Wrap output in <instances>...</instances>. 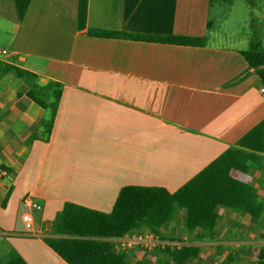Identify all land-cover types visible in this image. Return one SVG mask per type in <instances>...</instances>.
Segmentation results:
<instances>
[{
    "label": "crops",
    "instance_id": "1",
    "mask_svg": "<svg viewBox=\"0 0 264 264\" xmlns=\"http://www.w3.org/2000/svg\"><path fill=\"white\" fill-rule=\"evenodd\" d=\"M215 1L88 0L79 30L78 0H0V49L8 52L0 58V167L8 172L0 179V264L11 250L27 264H68L45 242L56 237L52 223L65 204L109 213L124 187L173 193L264 119V83L241 54L257 22L243 14L228 23ZM259 158L260 168L231 175L264 200ZM27 193L40 210L21 205ZM200 204L217 215L212 237L188 226L178 207L135 231L184 242L195 252L182 264H258L264 210L255 217ZM25 212L35 236L25 235ZM125 252L127 264L173 263L169 251Z\"/></svg>",
    "mask_w": 264,
    "mask_h": 264
},
{
    "label": "trees",
    "instance_id": "2",
    "mask_svg": "<svg viewBox=\"0 0 264 264\" xmlns=\"http://www.w3.org/2000/svg\"><path fill=\"white\" fill-rule=\"evenodd\" d=\"M88 0H78V29L86 25ZM105 37L129 38L151 42L177 45L201 46L204 38L184 36H142L117 32H104ZM247 50L241 54L250 70L257 73L264 83V50L261 41L253 32ZM21 73V72H20ZM29 95L45 107L31 92ZM58 99L56 96L55 104ZM53 114L50 118V131ZM264 153V119L248 131L237 143L218 156L212 163L196 174L192 179L171 193L162 187L128 186L124 187L109 213H103L87 207L65 204L52 223V232L56 237L45 242L68 264H127L128 256L123 250L114 252L112 242L143 224L154 225L160 215L168 218L175 213V207L185 210L186 222L210 237L214 235L216 213L200 202L212 207L222 204L235 207L258 217L264 210V200L260 199L252 188L232 175V170L248 173L260 168V154ZM195 251L183 246L170 252L173 263ZM258 264H264V248L258 254ZM4 264H27L15 251L11 250Z\"/></svg>",
    "mask_w": 264,
    "mask_h": 264
},
{
    "label": "built area",
    "instance_id": "3",
    "mask_svg": "<svg viewBox=\"0 0 264 264\" xmlns=\"http://www.w3.org/2000/svg\"><path fill=\"white\" fill-rule=\"evenodd\" d=\"M8 55V52L4 49H0V58ZM261 91L264 93V87ZM8 172L3 167H0V179L6 177ZM21 205L25 208H32L40 210L42 208V202L37 197L27 193L21 198ZM22 223L25 228V235L35 236L36 232L33 230L32 217L28 212H25L21 216ZM0 233L2 230L0 229ZM116 244L115 249L123 251H175L180 250L184 246V242L172 241L163 239L157 233H140L137 231H131L119 239L112 241V244Z\"/></svg>",
    "mask_w": 264,
    "mask_h": 264
},
{
    "label": "rangeland",
    "instance_id": "4",
    "mask_svg": "<svg viewBox=\"0 0 264 264\" xmlns=\"http://www.w3.org/2000/svg\"><path fill=\"white\" fill-rule=\"evenodd\" d=\"M213 6L214 13L219 15L220 12L225 13V19L228 23L236 18H241L243 14H247L249 19L250 17L254 18L257 24L250 31L256 33L264 49V0H216ZM227 29L228 31H238L237 27H231L230 25L227 26ZM46 100L51 102L48 97H46Z\"/></svg>",
    "mask_w": 264,
    "mask_h": 264
}]
</instances>
